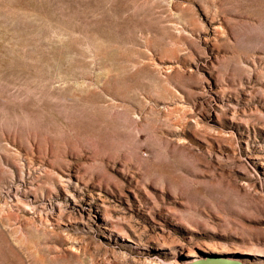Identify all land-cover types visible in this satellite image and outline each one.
<instances>
[{
  "label": "rangeland",
  "instance_id": "rangeland-1",
  "mask_svg": "<svg viewBox=\"0 0 264 264\" xmlns=\"http://www.w3.org/2000/svg\"><path fill=\"white\" fill-rule=\"evenodd\" d=\"M241 251L264 264V0H0V264Z\"/></svg>",
  "mask_w": 264,
  "mask_h": 264
},
{
  "label": "bare ground",
  "instance_id": "bare-ground-1",
  "mask_svg": "<svg viewBox=\"0 0 264 264\" xmlns=\"http://www.w3.org/2000/svg\"><path fill=\"white\" fill-rule=\"evenodd\" d=\"M241 252H242V251H241ZM242 254H243V255H248V256H246V258H240L239 261H238V260L232 259V258H234V257H235V258H238L236 255H234V256H232L231 258H229L230 263H234V264H249V263H247L246 259H247V260H250L251 257H253V258H257V257H258L257 255H259L258 253H251V252H247V251L242 252ZM189 255H190V256H195L194 253H189ZM198 258L200 259V258H202V256H198ZM202 259H203V258H202ZM196 261H197V259H192V260H188L187 263H188V264H195Z\"/></svg>",
  "mask_w": 264,
  "mask_h": 264
}]
</instances>
